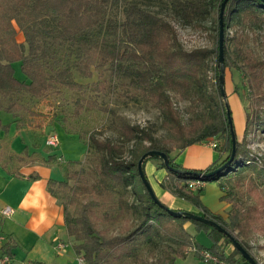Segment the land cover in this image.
Returning <instances> with one entry per match:
<instances>
[{
	"label": "trees",
	"instance_id": "1",
	"mask_svg": "<svg viewBox=\"0 0 264 264\" xmlns=\"http://www.w3.org/2000/svg\"><path fill=\"white\" fill-rule=\"evenodd\" d=\"M121 1L0 0V96L41 97L59 85L80 92L89 88L92 92L105 93L107 86L104 83L97 82L89 85L76 80V73L82 78H91L92 68L97 64L122 71L131 78L136 88L144 91V97L148 100L160 99L165 116L164 124L178 137L180 152L194 144L209 143L216 140L218 136H222L225 139L224 145H218L216 148L221 153V159L205 170L181 166L171 156V149L159 143L153 134L148 132L145 133L148 145L137 148L131 161L115 157L114 146L111 143L101 142L95 138L92 140L97 148L108 152V161L105 163L107 177L105 183L109 191L114 192L118 187H132L138 201L142 203L144 212L142 223L130 236L123 239V242L116 243L135 242L139 232L148 236L151 229H145V227L153 220L170 241L178 244L177 248L160 258L158 264H175L178 257L192 253L194 248L197 250L196 255L201 259H203L201 252L208 250L230 264L247 262L248 260L234 246L230 237L216 227L185 216H173L160 207L143 183L138 165L141 158L151 151L165 152L168 155L169 164L167 165L159 157L149 156L143 162L145 173L148 160L161 159L160 166L167 170L166 180L171 182L167 184L164 181L163 186L177 197L191 201L199 207L200 210L193 213L225 228L251 253L249 247L239 239L227 220L222 215L212 213L203 205L200 194L204 187L194 190L190 184L195 181L205 184L218 181L222 183V178L230 172L253 164L259 180L264 185V161L248 148L246 142L251 126L261 122L258 109L252 116L247 115L243 140H237L235 158L228 164L233 150L231 128L234 127V121L231 123L229 119L232 117L228 115L231 111L224 109L221 115L214 117L208 123L195 122L190 127L184 128L182 118L170 104L167 94L168 90L190 91L194 88L201 89L206 85L203 80L207 69L206 52L203 50L187 52L182 47L172 49L168 37L171 31L170 25L164 19L135 7L125 11L124 19H110L113 7ZM224 1L217 0L214 5L219 21ZM175 2L178 1H173ZM243 14H251L257 22L264 25V0H228L224 10L225 31L227 32L235 16L239 17ZM19 32L23 33L24 41L18 39ZM66 46L76 52L72 64H64L62 61V48ZM244 60L260 90L262 73L258 63L248 58ZM16 65L20 68L24 80L16 76ZM226 65L230 64L226 61ZM218 67L220 65L217 63V86L214 88L213 99L222 101L226 96L220 89ZM124 94L128 96L129 92L125 91ZM258 94H261L264 100V92L260 90ZM78 105V113H80L83 107L79 103ZM4 109L13 114L25 110V107L22 103L14 101ZM6 128H8L7 125L3 124L0 117V129ZM225 164H228L225 169L214 173ZM146 177L148 179L147 174ZM49 186L52 194L59 199L55 186L70 185L66 180H50ZM70 189L73 191L71 198L66 204L61 202L64 206L67 231L69 235H76L78 231L74 224H78L82 228L84 241L76 247V253L79 255L84 252L81 255L85 256L88 264L100 263V259H104L101 255L104 249L111 245V241L102 237L92 224L88 215L89 204L84 206L80 217L73 218L70 215L68 206L76 202L75 189L72 186ZM223 200L228 203L234 202L233 197L228 193L224 195ZM160 202L164 204L161 200ZM164 206L168 207L166 204ZM253 212L255 209L248 212L249 221L255 219ZM162 216H166L169 223L163 221ZM231 219L230 224H238L237 217ZM187 222L192 223L198 233L204 232L207 235L212 242L210 247H204L194 240L185 228ZM238 226L240 231L247 235L249 224L244 226L238 224ZM9 244L10 241L7 242L8 246ZM229 245H233L234 250L227 254L226 247Z\"/></svg>",
	"mask_w": 264,
	"mask_h": 264
},
{
	"label": "rangeland",
	"instance_id": "2",
	"mask_svg": "<svg viewBox=\"0 0 264 264\" xmlns=\"http://www.w3.org/2000/svg\"><path fill=\"white\" fill-rule=\"evenodd\" d=\"M216 3L217 0H122L113 7L110 19H124L125 11L135 7L164 19L170 25L168 37L172 49L182 47L187 52L205 51L207 69L203 80L206 85L190 91L168 90L170 104L181 116L184 128L195 122L208 123L221 115L224 109H229L238 141L243 140L245 118L247 115L252 116L258 109L261 122L251 126L246 142L248 148L264 161V100L258 94L260 90L264 92V25L251 14H243L235 16L227 32L224 30L226 97L222 101L215 100L217 63L220 65L219 77L222 67L219 62L220 21L214 8ZM24 38L23 33L19 32L18 39L24 41ZM62 49L63 63L72 64L76 52L69 46ZM245 58L258 63L262 73L260 90L254 75L245 65ZM18 69L19 74H22ZM92 72L91 78H82L76 73V80L89 85L104 83L107 86L105 93L92 92L89 88L80 92L59 85L41 97L0 96V110H5L14 101L22 103L25 110L13 114L19 117L21 123L32 122L29 129L34 128V132L38 133L35 147L48 153L55 151L51 162L62 166V180L68 181L75 189L76 202L68 206L70 215L73 218L80 217L84 206L90 205L88 215L92 224L102 237L111 241V245L101 255L104 259H100L97 264H158L159 259L177 248L178 244L170 241L155 221L152 220L145 227L151 229L148 236L139 232L135 242L116 243L123 242L142 223V203L138 201L132 187H118L114 192L109 191L105 183L108 152L97 148L92 139L111 143L115 157L131 161L137 148L148 145L146 132L153 134L159 143L167 145L172 157L180 152L178 137L164 124L160 99L152 101L145 98L144 91L136 88L131 78L120 70L96 64ZM125 91L129 92L128 96L124 94ZM78 103L83 107L80 113ZM240 110H243L244 115L238 112ZM4 115L10 116V113L5 112ZM52 135L59 139L57 146H48L46 143ZM224 140L222 136L216 139L220 146L224 145ZM61 146L66 156L58 154L57 150ZM36 156L37 153L24 159L25 164L45 160ZM157 160L161 163V159ZM221 184L224 193L234 199L233 203H229L224 218L234 228L239 239L249 247L258 264H264V185L253 164L230 172L222 178ZM70 186L54 188L63 204L73 194ZM254 209L255 219L249 221L248 212ZM235 217L238 218V224H249L247 235L240 231L237 223L230 224L231 218ZM162 220L169 223L166 216H162ZM74 226L77 234L68 235L69 242L76 249L84 240L82 228L78 224ZM200 239L205 242L203 237ZM85 262L88 264L86 259Z\"/></svg>",
	"mask_w": 264,
	"mask_h": 264
},
{
	"label": "crops",
	"instance_id": "3",
	"mask_svg": "<svg viewBox=\"0 0 264 264\" xmlns=\"http://www.w3.org/2000/svg\"><path fill=\"white\" fill-rule=\"evenodd\" d=\"M18 70L16 65V76L24 80ZM5 112L0 110L2 122L8 127L0 129V232L7 237L4 248L11 253V264H79L78 255L69 242L64 206L50 191V180L62 181L64 178L62 166L51 162L55 151L48 153L35 147L38 133L34 132V128L29 129L32 122L21 123L19 117L11 113L10 116L4 115ZM238 112L243 114V110ZM57 151L59 155L66 156L64 147ZM35 153L45 160L25 164L24 159H29ZM174 158L185 168L205 170L221 159V153L208 143H200L189 146ZM146 174L158 198L169 208L190 212L200 210L191 201L177 197L163 186L164 181L167 184L171 182L166 180L167 170L160 166L157 159L147 162ZM224 195L218 181L206 184L200 199L212 213L225 217L230 204L223 200ZM8 206L14 209V213L10 217H3L1 211ZM185 227L197 243L207 248L211 246L207 235L198 233L192 223L187 222ZM62 244L64 247L60 248ZM233 250V245L226 247L227 254ZM175 264L210 263L192 252L178 257Z\"/></svg>",
	"mask_w": 264,
	"mask_h": 264
},
{
	"label": "water",
	"instance_id": "4",
	"mask_svg": "<svg viewBox=\"0 0 264 264\" xmlns=\"http://www.w3.org/2000/svg\"><path fill=\"white\" fill-rule=\"evenodd\" d=\"M228 0H225L222 3V7H221V11H220V37H219V62L221 63V73H220V89L222 94L225 96V90H224V78H225V67H224V10H225V6ZM229 117L231 116L230 113H228ZM229 121L232 123V119L230 118ZM231 133H232V143H233V150H232V156L231 159L229 160L228 164L231 163L236 155V149H237V137H236V133L234 130V127L232 126L231 128ZM149 156L151 157H159L161 159H163L165 161V163L168 165L169 164V158L168 155L165 152L162 151H151L147 154H145L141 160L139 161V172H140V177L143 181V183L145 184V186L147 187L150 195L152 196V198L156 201V203H158V205L160 207H162L163 209H165L168 213H170L173 216L176 217H180V216H185L188 218H191L193 220L199 221V222H203L209 225H212L214 227H216L219 231H221L222 233L227 234L230 239L232 240L234 246L242 253V255L248 260V262L250 264H258V262L256 261V259L252 256V254L239 242L235 239V237H233L225 228H223L222 226H220L219 224H217L214 221H211L207 218L201 217L196 215L193 212H188V211H175L169 207H165L164 204H162L160 202V200L157 198V195L150 183V181L147 179L146 177V173L143 169V162L145 159H147ZM225 164L224 166H222L220 169H218L217 171H215L214 173H217L219 171H222L223 169H225V167L228 165Z\"/></svg>",
	"mask_w": 264,
	"mask_h": 264
},
{
	"label": "built area",
	"instance_id": "5",
	"mask_svg": "<svg viewBox=\"0 0 264 264\" xmlns=\"http://www.w3.org/2000/svg\"><path fill=\"white\" fill-rule=\"evenodd\" d=\"M46 143L48 146H57L59 144V139L57 136L52 135L46 140ZM208 144L214 149H216L217 146L219 145V143L216 140L210 141ZM205 185L206 184L204 182H200V181L199 182L195 181L190 184L191 188L194 190L203 188L205 187ZM1 213L3 217H10L14 213V209L8 206L2 209ZM6 240H7V237L0 232V264H11L12 263L11 253L8 252L4 248V244ZM62 247H64L63 244L60 245V248ZM192 252L194 253L197 252L196 248L192 249ZM201 254L203 255V259L210 264H230L229 262L222 260L218 256L213 255L208 250H203ZM77 259H78L79 264H87L85 262L83 255L78 256Z\"/></svg>",
	"mask_w": 264,
	"mask_h": 264
}]
</instances>
